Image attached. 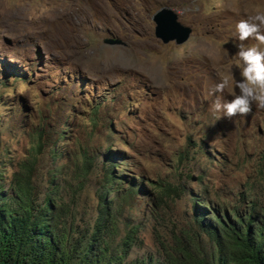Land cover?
<instances>
[{
	"label": "rangeland",
	"instance_id": "374dc122",
	"mask_svg": "<svg viewBox=\"0 0 264 264\" xmlns=\"http://www.w3.org/2000/svg\"><path fill=\"white\" fill-rule=\"evenodd\" d=\"M257 6L264 0H0V183L42 129L62 155L40 156L41 166H60L74 188L82 181L80 210L96 206L101 168L117 162L120 177L144 186L132 213L144 248L133 259L157 255L154 234L174 244L195 226L197 199L264 205V110L230 119L211 111L216 95L238 93L235 25ZM164 7L193 28L186 44L155 37L153 15ZM225 75L232 85L213 94ZM166 184L181 190L162 198Z\"/></svg>",
	"mask_w": 264,
	"mask_h": 264
},
{
	"label": "trees",
	"instance_id": "16d2710c",
	"mask_svg": "<svg viewBox=\"0 0 264 264\" xmlns=\"http://www.w3.org/2000/svg\"><path fill=\"white\" fill-rule=\"evenodd\" d=\"M34 136L37 145L16 166L8 185L0 183V264H264L260 198L246 211L197 199L195 226L182 236L174 234V244L156 233L157 255L131 258L135 249L144 248L140 235L145 227L132 215L136 193L144 186L120 177L117 162H110L101 168L96 206L80 210L82 181L74 188L66 179L61 182L60 166H41L40 156L48 153L57 160L62 153L50 132L42 129ZM94 163L86 160L83 170L89 171ZM180 190L166 184L160 195ZM242 201L247 203L246 195ZM152 204L156 211L159 205L154 200ZM208 207L210 211L204 210Z\"/></svg>",
	"mask_w": 264,
	"mask_h": 264
},
{
	"label": "clouds",
	"instance_id": "9594fccd",
	"mask_svg": "<svg viewBox=\"0 0 264 264\" xmlns=\"http://www.w3.org/2000/svg\"><path fill=\"white\" fill-rule=\"evenodd\" d=\"M190 10L197 12L199 6L194 4ZM235 33L238 41L236 67L240 74V79L235 81L238 93L228 101H224L221 95H216L211 105L213 113H223L229 119L250 114L253 106L264 110V8L257 6L253 12H245L235 25ZM231 85V76L225 75L215 85L213 94H223Z\"/></svg>",
	"mask_w": 264,
	"mask_h": 264
},
{
	"label": "water",
	"instance_id": "95a60500",
	"mask_svg": "<svg viewBox=\"0 0 264 264\" xmlns=\"http://www.w3.org/2000/svg\"><path fill=\"white\" fill-rule=\"evenodd\" d=\"M155 24V37L163 44L175 43L178 46L186 44L192 34L193 28L183 25L178 14L170 7H164L153 15ZM108 45H123L122 40L109 38L105 40Z\"/></svg>",
	"mask_w": 264,
	"mask_h": 264
}]
</instances>
